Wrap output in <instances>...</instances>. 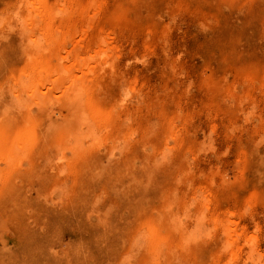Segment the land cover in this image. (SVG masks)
<instances>
[{
    "label": "rangeland",
    "instance_id": "1",
    "mask_svg": "<svg viewBox=\"0 0 264 264\" xmlns=\"http://www.w3.org/2000/svg\"><path fill=\"white\" fill-rule=\"evenodd\" d=\"M0 264H264V0H0Z\"/></svg>",
    "mask_w": 264,
    "mask_h": 264
},
{
    "label": "bare ground",
    "instance_id": "2",
    "mask_svg": "<svg viewBox=\"0 0 264 264\" xmlns=\"http://www.w3.org/2000/svg\"><path fill=\"white\" fill-rule=\"evenodd\" d=\"M41 12H42V11H41ZM13 13H14V12H13ZM36 13H37V12H35V14H36ZM36 15H37V14H36ZM37 16H38V15H37ZM37 16H36V17H37ZM40 17H42V16H40ZM45 21H46V20H45ZM36 24H37V23H36ZM46 25H47V24H46ZM47 27H49V25H47ZM39 67H42V66H39ZM43 67H44V66H43ZM43 67H42V69H44ZM39 69H40V68H39ZM40 70H41V69H40ZM44 72H46V71L44 70ZM39 73H40V72H39ZM73 80H74V79H73ZM73 80L71 81V83L73 82ZM36 82H37V81H36ZM38 82H39V81H38ZM76 82H78V81H76ZM76 82H75V83H76ZM71 83L69 82V85H70V86H72ZM80 84H83V86H84V83H80ZM79 86H80V85H79ZM79 86H78V87L75 86V87H76V88H79V89L81 90V88H80ZM81 87H82V86H81ZM76 88H75V92H77V91H76ZM84 88H86V86H85ZM87 88H88V87H87ZM79 89H78V92L80 91ZM78 92H77V94H78ZM77 94H76V95H77ZM83 94H86V93L83 92ZM78 96H79V94H78ZM87 96H88V95H87ZM84 97H85V96H84ZM87 99L90 100V98H87ZM83 101H84V100H83ZM82 103H84V102H82ZM89 103H90V102H89ZM88 105L91 106V103L88 104ZM84 106H85V105H84ZM84 106H83V104L81 105V107H83V108H84ZM86 106H87V105H86ZM94 107H95V106H93L92 108L94 109ZM83 108H81V109L84 111ZM88 110H89V112L91 111V115H90V113H87V111H85V112L87 113V115L92 116L93 118H94V116L92 115V113L94 112V115H95V114H96L95 111H97V110L99 111L98 108H96V110L94 109L95 111L92 110L91 108L89 109V106H88ZM83 111H82V113H84ZM92 111H93V112H92ZM80 112H81V111H80ZM99 112H100V111H99ZM99 112H97V114H98ZM82 113H81V114H82ZM97 114L95 115L96 117L99 115V114H98V115H97ZM87 115H86V116H87ZM83 116L86 117L85 115H83ZM87 117H88V116H87ZM87 117H86V118H87ZM91 119H92V118H91ZM20 136H21V133H19V132L16 133V134L14 135V141H13L14 144L18 142V137H20ZM217 222H218V220H217ZM150 224H152V222H151ZM141 226H142V225H141ZM150 226H151V225H150ZM152 227H153V226H152ZM143 229H144V226H143ZM148 232H149V231H148ZM146 234H147V233H146ZM150 235H151V234H150ZM160 236H161V235H160ZM160 236H159V237H160ZM159 240H160V238H159Z\"/></svg>",
    "mask_w": 264,
    "mask_h": 264
}]
</instances>
